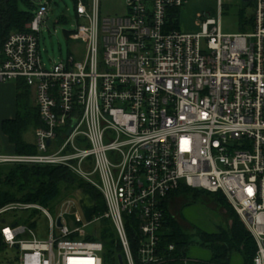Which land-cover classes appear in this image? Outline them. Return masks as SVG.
Here are the masks:
<instances>
[{
  "label": "built area",
  "instance_id": "2783aa9c",
  "mask_svg": "<svg viewBox=\"0 0 264 264\" xmlns=\"http://www.w3.org/2000/svg\"><path fill=\"white\" fill-rule=\"evenodd\" d=\"M126 1V14L115 17H101L100 0L79 1L82 23L69 38L84 44L82 57L42 61L49 2L0 49V82L23 80L43 123L36 153H0V164L66 167L106 205L87 222L73 197L57 216L34 202L1 206L0 217L12 215L0 226V264H104L103 242L89 239L100 220L114 228L124 264H190L161 236L165 201L181 184L222 192L255 241L252 264H264V0H217L219 18L198 14L194 34L175 25L173 10L180 15L187 0ZM232 4H250L251 30L223 32ZM71 209L72 231L63 220ZM37 215L48 220L46 233Z\"/></svg>",
  "mask_w": 264,
  "mask_h": 264
},
{
  "label": "trees",
  "instance_id": "16d2710c",
  "mask_svg": "<svg viewBox=\"0 0 264 264\" xmlns=\"http://www.w3.org/2000/svg\"><path fill=\"white\" fill-rule=\"evenodd\" d=\"M24 1L31 7V10L20 9L18 0H0V49L11 32L23 30L25 25L33 19L34 11L37 7L30 0ZM73 1L76 7L79 1L85 4L90 2V0ZM230 6L227 5V8H230ZM237 6L239 7V30L247 31L246 27L252 23L250 4H239ZM173 12L179 18L180 15L177 14L179 9H174ZM177 20L179 21V19ZM175 25L179 28L177 21ZM15 82L17 84L16 116L12 119L3 120L1 129L8 137L9 142L14 145L15 150L13 153L34 154L37 152V149L34 143L25 141L24 134L30 128L33 127L35 129L42 126L43 123L40 119L36 103L33 104L31 101L33 97L31 88L21 79L15 80ZM79 189L90 190L95 194V207L92 214H101L106 210L102 194L66 167L19 163L0 164V207L14 201L34 202L54 212L57 204L65 198H72ZM204 191L181 184L178 189L169 194L164 205L165 227L168 230L164 229L161 234L163 244L175 242L178 248H183L185 254V247L188 243L187 235L183 232L176 218L169 212L170 200L179 193H185L197 199ZM210 193L214 198L224 195L222 192ZM224 199H220L219 201L225 203ZM230 217L233 221L228 230H222L213 234L202 233L201 238L205 244L211 247L215 263H221L223 259L226 260L228 252L238 250L243 254L245 264H252L256 251L255 241L237 213L236 217L233 214H230ZM131 220H134L133 217H131ZM128 233L135 250L134 230L129 225ZM89 239L103 242L105 248L104 264H119V257L122 256L124 258L122 245L108 220L102 221L101 226L97 227L95 234L89 235Z\"/></svg>",
  "mask_w": 264,
  "mask_h": 264
},
{
  "label": "rangeland",
  "instance_id": "374dc122",
  "mask_svg": "<svg viewBox=\"0 0 264 264\" xmlns=\"http://www.w3.org/2000/svg\"><path fill=\"white\" fill-rule=\"evenodd\" d=\"M34 6L38 7L42 2H49V10L45 22L40 26L39 32V50L42 61L47 67L54 62H66L70 54L77 58L82 57L85 52V46L80 40L69 38V34L77 29L81 20L78 21L76 14V5L73 0H30ZM18 6L22 10H31V7L24 0H18ZM239 7L231 5L230 8H223L221 26L225 33H237L239 31ZM126 0H100L101 17H115L126 14ZM210 14V18H219V5L217 0H187L180 9L179 28L184 33H198L201 31L197 24L201 22L198 14ZM246 30H251L250 26ZM33 94V93H32ZM34 96L31 101L35 104ZM25 141L35 142V129L32 127L24 134ZM73 198L76 201V209L84 222L94 218L92 214L94 205V196L92 191L75 192ZM225 198V199H224ZM66 199V198H65ZM224 199L225 203L220 202ZM59 205L52 212L57 216L60 212ZM170 214L176 218L183 232L187 235V246L185 254L190 259V264H245L243 254L238 250L228 252V258L223 259L221 263L213 261V251L208 244H205L201 238L202 233H218L222 230H228L232 224L230 214L236 217V212L225 195L213 197L210 192H203L197 199L179 193L170 200ZM30 212L19 213L20 216H27ZM11 213L0 217V226L2 219L11 216ZM21 218V217H20ZM39 225L42 231L47 232L48 220L45 216H38ZM76 216L73 209L63 213V220L66 226L72 231L78 225L75 221ZM103 220L95 222L92 226L97 227ZM22 222V220L20 221ZM92 226H89L91 228ZM104 256V254H103ZM125 264H127L125 262Z\"/></svg>",
  "mask_w": 264,
  "mask_h": 264
},
{
  "label": "crops",
  "instance_id": "0c3cea01",
  "mask_svg": "<svg viewBox=\"0 0 264 264\" xmlns=\"http://www.w3.org/2000/svg\"><path fill=\"white\" fill-rule=\"evenodd\" d=\"M17 84L15 81L0 82V153H13L15 147L9 142L8 137L2 132L1 124L5 119H12L16 116ZM86 189H79L77 193L85 192ZM94 205L95 207V194Z\"/></svg>",
  "mask_w": 264,
  "mask_h": 264
},
{
  "label": "water",
  "instance_id": "95a60500",
  "mask_svg": "<svg viewBox=\"0 0 264 264\" xmlns=\"http://www.w3.org/2000/svg\"><path fill=\"white\" fill-rule=\"evenodd\" d=\"M48 143H50V141H48ZM58 224L61 225V218H58ZM119 264H124L122 256L119 257Z\"/></svg>",
  "mask_w": 264,
  "mask_h": 264
}]
</instances>
